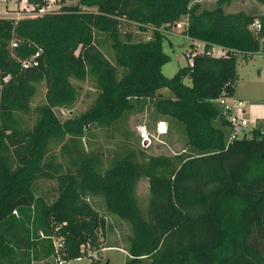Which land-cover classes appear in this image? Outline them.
I'll return each mask as SVG.
<instances>
[{"label": "trees", "instance_id": "1", "mask_svg": "<svg viewBox=\"0 0 264 264\" xmlns=\"http://www.w3.org/2000/svg\"><path fill=\"white\" fill-rule=\"evenodd\" d=\"M55 3L35 16L0 17V264H61L101 249L107 221L92 196L130 226L127 264H264V133L230 141L216 101L235 95L239 63L264 52V14L193 0ZM180 21L204 50L193 43L192 62L168 77L164 42ZM87 79L94 102L61 120L56 109H72L76 82ZM43 84L46 102L34 107ZM152 106L157 122L185 133L184 151L147 154L124 142L106 157L86 148V125L120 126ZM142 178L147 214L137 197ZM39 179L56 187L38 194Z\"/></svg>", "mask_w": 264, "mask_h": 264}, {"label": "rangeland", "instance_id": "2", "mask_svg": "<svg viewBox=\"0 0 264 264\" xmlns=\"http://www.w3.org/2000/svg\"><path fill=\"white\" fill-rule=\"evenodd\" d=\"M199 1L202 7L214 8L222 4L223 8L228 12L246 11L249 13L264 14V0H193ZM50 9L60 8L55 3V0H49ZM2 6V5H1ZM34 6L30 3L18 10H8L9 13H1L0 17H15L22 18L32 15L42 14L44 10L35 11ZM12 11V12H11ZM14 12V13H13ZM19 12V13H15ZM183 30V29H181ZM180 29L168 33L164 42V50L170 55V60L167 62L162 71L168 77L173 76L176 71L186 66L192 61L189 54L192 52L193 43L196 45V52L204 50V43L201 40H192L191 37L183 33ZM141 36V35H140ZM142 37V36H141ZM147 38V35H145ZM217 53L223 51L221 46L215 48ZM225 50V49H224ZM238 80L236 90L247 100L250 106L254 109L264 110V52L259 51L254 53L249 61H241L238 65ZM81 87V97L72 109L60 108L56 112L61 120H66L69 117L76 116L85 111L94 102L97 91L94 88L93 81L87 79L85 81H77ZM164 94L168 91L164 90ZM46 87L43 84L33 100L32 105L38 106L45 101ZM219 105V104H218ZM259 113V112H258ZM157 114L154 107L148 109L139 108L126 116V119L120 120L114 127L86 125L84 143L88 150L103 151L106 157L125 146L124 142L133 145L137 150H143L147 154H168L173 155L187 148L186 135L182 130H179L176 125L171 128L169 122L166 133L160 134L157 130ZM33 122L35 115L30 117ZM257 121V120H256ZM264 124V121H262ZM52 152L59 153V145L52 144ZM37 193H50V190L56 187V182L49 179L37 180ZM149 182L147 178H142L137 186V197L139 204L145 214H147L149 200ZM94 207L106 218L107 227L100 231L101 249L93 250L86 247V252L90 256L85 255L80 258L66 260L61 264H92V261H97L98 264H127L128 251L126 236L130 231V226L119 216L108 212L105 204V197L92 196L90 198ZM37 264V263H36ZM42 264V263H38Z\"/></svg>", "mask_w": 264, "mask_h": 264}, {"label": "built area", "instance_id": "3", "mask_svg": "<svg viewBox=\"0 0 264 264\" xmlns=\"http://www.w3.org/2000/svg\"><path fill=\"white\" fill-rule=\"evenodd\" d=\"M8 10L9 9H7L5 6H0L1 13H9L10 11ZM186 24H187L186 21H180L179 23L176 24L174 29L184 30ZM251 28L257 32L259 29L261 30L260 20L256 19L251 25ZM220 53H224V51ZM30 64L31 63L29 62H25V66H28ZM216 101L219 104V106H221L222 112L229 122L231 128V132L229 136L230 141H234L236 139H242V138H250L253 136V132L256 131L257 129L260 130L261 133H264V126H260L256 120H252L250 118L248 112L247 100L240 98L236 95H222ZM157 130L160 134L166 133L168 130V125L166 121H160L159 124L157 125Z\"/></svg>", "mask_w": 264, "mask_h": 264}, {"label": "crops", "instance_id": "4", "mask_svg": "<svg viewBox=\"0 0 264 264\" xmlns=\"http://www.w3.org/2000/svg\"><path fill=\"white\" fill-rule=\"evenodd\" d=\"M54 2V0H53ZM27 4H29L28 0H0V6H5L7 9L9 10H18L19 8H23L25 6H27ZM46 9H50V8H46ZM46 9L44 11H46ZM14 13V12H13ZM16 13V12H15ZM236 96L243 98L242 96H240V94L238 93V91L236 90L235 92ZM245 99V98H243ZM246 100V99H245ZM248 112H249V116L252 120H257L258 124L260 126H263L264 124L262 123V121H264V110L261 109H254L252 106L249 105L248 103ZM259 112V113H258ZM38 264V263H42L44 264L43 261H39V262H35L34 264Z\"/></svg>", "mask_w": 264, "mask_h": 264}, {"label": "bare ground", "instance_id": "5", "mask_svg": "<svg viewBox=\"0 0 264 264\" xmlns=\"http://www.w3.org/2000/svg\"><path fill=\"white\" fill-rule=\"evenodd\" d=\"M236 95V94H235ZM224 115V114H223ZM225 116V115H224Z\"/></svg>", "mask_w": 264, "mask_h": 264}]
</instances>
